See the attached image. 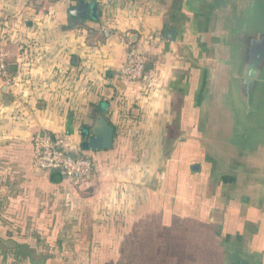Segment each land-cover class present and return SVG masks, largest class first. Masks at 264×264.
<instances>
[{
  "label": "crops",
  "instance_id": "0c3cea01",
  "mask_svg": "<svg viewBox=\"0 0 264 264\" xmlns=\"http://www.w3.org/2000/svg\"><path fill=\"white\" fill-rule=\"evenodd\" d=\"M84 1L97 10L77 25L76 0L44 8L0 0L10 80L0 77V264H178L173 249L189 244L181 223L190 200L173 184L187 174L201 87L185 0ZM129 41L150 56L139 83L120 72ZM100 105L115 127L113 146L86 150L82 132ZM43 130L65 139L70 154H89L95 179L74 184L60 171L34 169Z\"/></svg>",
  "mask_w": 264,
  "mask_h": 264
},
{
  "label": "water",
  "instance_id": "95a60500",
  "mask_svg": "<svg viewBox=\"0 0 264 264\" xmlns=\"http://www.w3.org/2000/svg\"><path fill=\"white\" fill-rule=\"evenodd\" d=\"M193 1L200 20L196 51L206 52L199 53L205 69L198 95L199 108L209 113L204 149L227 162L240 158L244 165L251 161L249 149L264 118V0ZM96 10V5L79 0L70 12L78 25ZM168 37L174 40L175 31L169 29ZM136 38L133 35L132 41ZM114 92L105 88L104 95L112 98ZM100 109L92 126L82 132L86 150L113 146L115 127L104 114L106 106Z\"/></svg>",
  "mask_w": 264,
  "mask_h": 264
},
{
  "label": "flooded vegetation",
  "instance_id": "af4514ba",
  "mask_svg": "<svg viewBox=\"0 0 264 264\" xmlns=\"http://www.w3.org/2000/svg\"><path fill=\"white\" fill-rule=\"evenodd\" d=\"M184 6L185 11L193 13L187 17V38L196 50L200 20L194 15L193 0H185ZM194 57L202 76L205 60L200 55ZM199 97L194 99L198 112L193 121L195 131L189 134L190 145L183 155L187 174L173 184L175 193L190 200L183 204L190 211H186L187 217L181 223L188 232L189 244H176L172 259L178 264H264V118L255 145L249 149L251 161L244 165L240 158L227 162L222 155L216 157L204 149L203 134L209 113L206 108H199ZM175 203L179 209L181 202ZM206 229L208 238L201 239Z\"/></svg>",
  "mask_w": 264,
  "mask_h": 264
},
{
  "label": "built area",
  "instance_id": "2783aa9c",
  "mask_svg": "<svg viewBox=\"0 0 264 264\" xmlns=\"http://www.w3.org/2000/svg\"><path fill=\"white\" fill-rule=\"evenodd\" d=\"M56 0H30L34 7L44 8ZM1 29V28H0ZM105 36L113 34L112 28H102ZM8 55L0 46V77L9 84ZM150 56L133 42L127 44L126 61L120 69L126 82L139 83L147 76V65ZM65 139L55 137L46 131H38L34 137L33 167L36 170H57L63 173L74 184L91 182L96 176L93 158L86 153L70 154L66 150Z\"/></svg>",
  "mask_w": 264,
  "mask_h": 264
},
{
  "label": "trees",
  "instance_id": "16d2710c",
  "mask_svg": "<svg viewBox=\"0 0 264 264\" xmlns=\"http://www.w3.org/2000/svg\"><path fill=\"white\" fill-rule=\"evenodd\" d=\"M76 1H79V0H76ZM95 1V0H94Z\"/></svg>",
  "mask_w": 264,
  "mask_h": 264
}]
</instances>
